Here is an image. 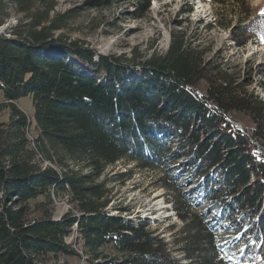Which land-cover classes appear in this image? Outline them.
Wrapping results in <instances>:
<instances>
[{"label":"trees","instance_id":"16d2710c","mask_svg":"<svg viewBox=\"0 0 264 264\" xmlns=\"http://www.w3.org/2000/svg\"><path fill=\"white\" fill-rule=\"evenodd\" d=\"M128 1L145 17L154 0ZM203 1L237 47L264 43V15L250 0ZM58 2L0 1V26L21 15L0 32V92L10 108L0 121V264H228V250L231 264H264V98L249 89L253 81L182 30L137 63L100 55L57 34L68 17L55 13ZM23 97L33 117L15 104ZM122 160L162 171L185 223L174 243L188 261L149 221L107 210L103 177ZM188 183L199 199L183 192ZM57 198L72 205L60 219ZM220 223L236 226L244 246L217 235Z\"/></svg>","mask_w":264,"mask_h":264},{"label":"rangeland","instance_id":"374dc122","mask_svg":"<svg viewBox=\"0 0 264 264\" xmlns=\"http://www.w3.org/2000/svg\"><path fill=\"white\" fill-rule=\"evenodd\" d=\"M0 1L7 3L9 0ZM89 1L59 0L55 13L66 14L68 17L64 29L57 34L63 33L69 40H76L100 55L118 56L124 61L137 63L154 50L166 51L170 31L182 30L198 39L197 42L202 43L203 47H208L212 58H217L240 72V77H244L242 80L245 77L252 80L253 84L249 89L264 98V89L259 84L264 79H261L255 68L262 65L264 72V43L253 40L246 47H237L231 41L228 29L214 25L215 9L211 3L203 0H154L149 14L138 17L135 5L128 0L104 4H98L95 0L90 3ZM250 3L255 14L264 12V0H250ZM190 4L194 11L188 16L182 11ZM20 17L21 15L12 13L8 22L0 26V32L8 34V28L17 24ZM207 23H212L213 27L207 29ZM248 66L255 70L250 76L247 72ZM5 103L0 92V121L9 118L10 108ZM15 104L33 117L34 108L30 97H23ZM237 124L242 127L241 122ZM36 133L32 126L30 137H35ZM45 165L51 164L46 161L43 162V166ZM103 178L107 179L113 196L108 211L116 215L123 212V215L136 221H149L151 228L169 242L173 255L184 262L188 261L180 250L182 244L174 243L185 223L173 207L174 194L166 187L161 170L144 169L136 162L122 160L108 168ZM183 189L189 197L199 199L201 192L195 184L188 183ZM71 208L72 205L66 198H57L55 217L60 219ZM119 208H123V211ZM199 208L203 209V206ZM216 228L217 235H230L228 240L233 243V249L244 246L242 240L237 238L236 226L220 223ZM75 236L69 237V242L75 244ZM74 247L78 249L76 244ZM234 253L233 250H228L223 255L228 264L232 263ZM68 264H84V259L71 258Z\"/></svg>","mask_w":264,"mask_h":264},{"label":"snow or ice","instance_id":"6c2138e0","mask_svg":"<svg viewBox=\"0 0 264 264\" xmlns=\"http://www.w3.org/2000/svg\"><path fill=\"white\" fill-rule=\"evenodd\" d=\"M261 15H264V12H261Z\"/></svg>","mask_w":264,"mask_h":264},{"label":"bare ground","instance_id":"6f19581e","mask_svg":"<svg viewBox=\"0 0 264 264\" xmlns=\"http://www.w3.org/2000/svg\"><path fill=\"white\" fill-rule=\"evenodd\" d=\"M4 28V27H3ZM3 28H1V29H3Z\"/></svg>","mask_w":264,"mask_h":264},{"label":"water","instance_id":"95a60500","mask_svg":"<svg viewBox=\"0 0 264 264\" xmlns=\"http://www.w3.org/2000/svg\"><path fill=\"white\" fill-rule=\"evenodd\" d=\"M5 28V27H4ZM2 30V29H1Z\"/></svg>","mask_w":264,"mask_h":264}]
</instances>
